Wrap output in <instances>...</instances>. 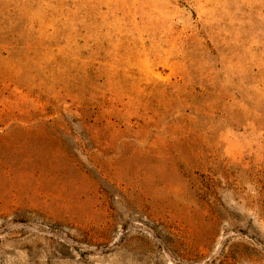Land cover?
<instances>
[{
  "label": "rangeland",
  "instance_id": "1",
  "mask_svg": "<svg viewBox=\"0 0 264 264\" xmlns=\"http://www.w3.org/2000/svg\"><path fill=\"white\" fill-rule=\"evenodd\" d=\"M0 264H264V0H0Z\"/></svg>",
  "mask_w": 264,
  "mask_h": 264
}]
</instances>
